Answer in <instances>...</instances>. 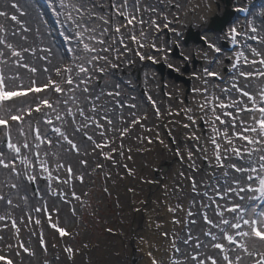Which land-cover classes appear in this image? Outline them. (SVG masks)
Here are the masks:
<instances>
[{"label":"snow or ice","instance_id":"6c2138e0","mask_svg":"<svg viewBox=\"0 0 264 264\" xmlns=\"http://www.w3.org/2000/svg\"><path fill=\"white\" fill-rule=\"evenodd\" d=\"M47 2L48 7L52 8L58 16H64L61 23L65 25V32L61 34L69 43L75 39L76 54L70 63H61L59 66L53 65L49 68L48 65H51L52 61L48 56H37L35 48L15 46L9 43L6 37L0 36V45L3 46L0 48V145H2L0 147V167L8 170L10 175L20 176L21 172L17 167L18 161L23 166V174L30 184H35L38 177L42 176L48 182V190L55 192L52 189V181H59V177L53 176L49 168L50 161L46 157L55 160L57 171L64 169L65 164L60 162L58 153L50 152L47 149L41 152L42 145L54 147L63 141L70 146L69 150H75L79 154L78 145L70 138L67 131V128L71 126L75 133H82L83 137L94 145V152L99 149L105 159L116 163L111 155L112 152L117 151L116 148H111L109 152L103 151L104 148L109 147V139L105 134L109 129H105L103 122L111 126L110 130L119 132L123 138L130 132L132 126L140 124L141 119H147L146 115L140 117L132 112L130 113L132 119L128 121L121 111L117 118L122 126L115 127L112 115L125 106L124 102L117 101L112 108H109L107 104L99 103L101 97L105 95L104 90L101 89L97 93L92 85L94 81L98 83L97 73L105 74L106 66L118 67L109 59L108 55L101 53L115 52L118 54L116 59H119L121 49L115 47L117 41L124 46V51H131L125 44V40L143 49L146 47L144 41L148 38V33L141 28L137 35L136 26L147 23L148 27L155 26L159 31L160 25L154 19L146 22L144 19L138 18L137 14L142 11H156L154 7L147 5L143 0H107L109 11L102 13L93 11L96 8H104V4L95 3L94 0H88L92 5L91 8L87 6L86 0H56L55 3L54 0H47ZM10 7L18 9L16 3H12ZM238 11L246 10L240 8ZM23 14L21 12V15ZM8 16L7 11H0V17ZM121 17L123 20L120 19ZM10 19L20 24L24 32L29 31L21 24L16 15H11ZM97 21L100 23L97 24ZM164 27L167 28L168 25L164 24ZM4 31L6 29L0 25V32ZM257 31L256 27H251L252 33ZM110 32L115 35L110 36ZM230 33L233 45L240 43L238 37L244 36L247 40L257 41L262 48L253 47L245 41L244 47L249 49L250 56L242 50L235 53L232 58L229 86L220 88L221 95H205L204 102L197 105L199 111L204 112L208 117L205 122L211 132L206 134V145H211V155L208 154L207 146L200 147L198 151L204 153V159L213 168V172L206 175L209 180H215V184L205 183L203 177L200 181L193 177L191 178V187L192 191L197 194H199L200 184H204L206 189L211 188V194L207 190L203 193V196L207 198V203L201 205V208L206 209L202 215V222L207 230L203 231V235L210 237L211 248L218 251L216 255L202 254L198 250L201 247H207V245H203L199 237L189 233L183 242L188 244L189 241H195L193 248L195 254L190 256L191 261L195 264H207L209 261L210 264H242L245 257L250 259L251 264H264V70L255 68L257 64L264 65V37L257 40L256 35L240 33L236 28H232ZM17 34V32L12 33L13 36ZM21 38L27 39L24 36ZM201 40L214 53L222 51L215 42L210 41L206 36L201 37ZM81 45L82 47H80ZM150 47L156 48V44L152 43ZM68 51L72 52L74 49L69 48ZM25 53H31L35 59L45 60L47 63L38 68L35 59L29 61ZM136 55L141 60L145 59V56L139 51L136 52ZM256 57H260V59L257 60ZM147 58L153 59L152 56ZM187 58L185 56V59ZM100 61H104V65H101ZM215 62V60L212 61V63ZM169 67L172 65L169 64ZM38 72L44 76V82L38 81ZM26 77L27 85L24 83ZM205 77L224 80L222 74L219 71H214L211 66L205 67L202 74L197 76V79H201L205 85H208L210 81ZM253 81L258 83L254 86ZM115 87L119 88L120 85L116 84ZM253 87L258 90L253 91ZM78 91L81 96H77ZM192 91L203 94L208 92V88H193ZM233 93L236 95L233 96ZM106 95L115 99L121 93L109 91ZM221 96H226L228 99H222ZM148 100L155 109L156 117L159 118L161 113L156 108V102L152 100L151 96H148ZM70 102L75 106V111L72 107L61 109V105H69ZM128 107L136 108V104L133 103ZM182 111L191 122V125L184 124L183 127L195 126L197 118L189 114L193 110L184 108ZM34 113L43 118L44 127H41L39 120L35 125L32 124L31 118ZM209 113H211L210 116ZM172 114L169 110L168 115ZM175 114L179 115L180 113L176 112ZM54 120L59 124L54 123ZM125 124L128 126H123ZM90 125L94 126L93 135L88 132ZM141 126L143 127V125ZM96 129H103L99 132V136L103 138L102 142H97L94 139ZM30 136L31 139H29ZM188 139L199 142L201 135L193 132ZM120 155H124V153L121 151ZM177 155H181L179 150H177ZM192 157L193 152L189 150L187 159L191 160ZM128 158L131 159V157ZM79 163L86 166L88 162L80 160ZM37 166L40 169L39 172H36ZM96 167L102 168L103 165L97 164ZM193 168L199 171L194 164ZM65 170L68 178H71L73 176L72 166L68 165ZM217 170L220 173L219 176L216 175ZM45 173L46 176L43 175ZM76 178L83 181L82 176ZM63 183H68V179H65ZM10 186L13 189L19 187L17 184ZM72 195L75 196V193L73 192ZM75 198L79 199L78 196ZM4 199L5 197L0 195V200ZM23 199L26 200L27 197L25 196ZM6 203L12 205L13 202L8 199ZM179 207L177 205V208ZM34 210L40 212L41 208L37 207ZM175 210L169 209V211ZM188 215L194 216L195 213L188 211ZM6 218L11 217L0 215V221ZM48 222L61 237L68 235L65 229L51 217L48 218ZM35 223L40 224V221L36 220ZM191 223L195 225L197 222L193 219ZM11 226L16 229L18 236L20 229L16 227L15 220H12ZM3 239L4 237L0 236V240ZM40 243L44 244L42 236ZM7 247L11 248L12 245L8 244ZM19 247L28 255L35 254L23 243H20ZM65 251L69 253V259H71L73 249L69 247ZM176 251L179 249L177 248ZM19 254L17 252V255ZM0 261H4V264H13V260L3 255H0ZM152 264H158L155 258L152 259ZM174 264H180V262L175 261Z\"/></svg>","mask_w":264,"mask_h":264},{"label":"bare ground","instance_id":"6f19581e","mask_svg":"<svg viewBox=\"0 0 264 264\" xmlns=\"http://www.w3.org/2000/svg\"><path fill=\"white\" fill-rule=\"evenodd\" d=\"M45 1V4H47V0ZM213 0H185V3H187L186 11H198V16L195 15L194 17L189 16L186 17L183 15H180L176 18V25L175 27L178 29L177 31H174V35L178 32H181L183 30V25H180V22L183 24L185 21L190 20L193 23L200 22L205 19L207 15L212 13L214 11L213 6ZM47 2V3H46ZM98 2V0H96ZM212 2V3H211ZM12 3H16L18 5V9H13L10 7ZM206 3V4H205ZM235 4H231L235 7L236 10L239 8L245 7L247 3L249 4L250 1H246L244 3L241 0H235ZM86 4L89 8H91V3L86 1ZM104 11L102 9V12L109 11L107 7V0H104ZM48 5V4H47ZM0 11H7L9 13L8 17H0V25H3L6 31L0 32V36L6 37L7 41L9 43L14 44L18 47H30L35 48L36 55L37 56H48V58L52 61L51 65H48L49 68H51L53 65L58 66L57 57L55 55V51L49 49L48 47V40L46 37H44L42 31L38 28V17L37 13L35 11H32L30 7L26 4H24L23 0H0ZM51 12L52 19L54 23L56 24V27H53V29H56L55 33L58 32L59 35H61L63 38L64 36L61 34L60 31H62V28L64 26L63 23H61L64 20V16L58 17L56 12L53 11L52 8H49L48 10ZM96 13L98 12L96 9L93 10ZM21 12L24 14L21 15ZM252 10L249 11V13L246 16L247 24L246 30L244 33H247V35H256L257 40H259L261 36L258 32L252 33L251 30H247L251 28L253 25H250V17H251ZM151 13L149 12H141V18L147 19L146 22L150 20H157L158 17L152 18ZM155 15H157V12H154ZM11 15H16L18 20L21 21V24L24 25L29 31L24 32L21 29V25L17 24L15 21H12L10 19ZM172 13L170 10L165 9V13L163 14V17L158 19L157 24L160 25V31L164 27V24H169V22L172 20ZM236 21V19H235ZM100 22L97 21V24ZM234 23V21H233ZM227 26V29L225 31L226 34H228L229 26ZM143 28L145 32L148 33V40L151 39L149 43L146 44V47L143 49H140L136 44L125 40V44L128 45V47L131 49V51H128L131 56H127V54L124 51V46L120 45L117 41V47L121 49V54H119L120 58L117 59V72L121 68V66L125 65L126 62H129V60H133L136 64H142L144 67L146 66V71L141 70L140 75L142 76V79L140 82H137L135 84V89L140 88L142 89V96L135 93L136 98H141L142 102L145 104L143 105L144 108L140 105H138L137 113H139L138 116L143 117L147 116V119H141L140 124H137L135 126L131 127V130L128 134H126L123 138H121L119 132H117V142L120 145H123L124 155H120L117 159V162L120 166L124 167L127 165L129 168H131V172L134 173L135 176L140 178L139 186L142 187L141 192H143V189L148 186L149 188L147 190H152L154 185V180L150 177V172L153 170L152 167H154L155 164L158 162H161L163 160H168L169 167L166 168V170L161 174V180L158 186L159 192H155L152 199L150 200V206L151 209L148 211L150 217L148 218V222L150 224V230L142 234L143 243L141 242L140 248H141V254L142 258L140 260V264H152V259L155 258L158 264H167L169 260L167 257L172 254L173 255V261L172 264H174L175 261H179V257L182 255V260L180 261V264H195V262H192L190 259V256L192 254H195L193 251L194 243L195 241H189L187 250L182 252L181 246L183 245L184 239L187 238L189 233H191L193 236L199 237V240L202 242L203 245H207V247H201L198 251L202 254H212L216 255V252L218 250H214L210 246V237H205L203 235V231H206V227L203 225L202 222V215L203 212L206 211V209L201 208L202 203H207V198L203 196L204 191H208L209 194H211V188H205V186H201V190L199 191V194H194L192 197L186 195L185 197H182V199H175V192L178 194V191H186L187 193L190 192L191 182L188 180V173H192L189 170V166H193V164L196 166L198 159L204 158V153L202 152H193V157L191 160L187 159V153L189 150V146L181 145V142L176 147V154L177 150L181 153L179 157L178 162L172 163L173 155L168 154V143L165 140V136L162 135L161 129H167V132L174 137H178L179 140L181 139H187L188 137L195 132L197 135H201V146H207L209 148V155H211V145H206V134L210 133V131L207 130L208 125L205 122L208 117L205 116L204 112L199 111L197 105L204 102V96L205 95H221L219 94V88L221 86L228 87L230 84V75L232 72L231 69V58L232 53L237 52L238 49H235L234 51L228 53L224 49V58H229L227 61V71L225 73H221L224 77V80H218L221 81L220 84L217 82H212L211 78L205 77V79H208L210 83L208 85H205L201 79H197V76L202 74L203 69L205 67H208L211 64V59L214 57V52L210 53L207 52L206 60L204 61V65L199 67V71L194 72V77L192 81V88H200L203 89L205 87L208 88L207 93L198 94L191 91L189 94V102L186 105H183L180 102V97L182 93V87L179 84H173L172 82H166L167 86V94L168 96L160 100L159 96L156 93V80L155 75H153L154 80L153 82H149V75H148V69L154 66L156 63L164 62L166 65L171 64L174 68H178L180 65L179 61L172 60L169 58L168 50L170 48V43L164 44L162 42L161 36L158 35V31L156 30L155 26L148 27L147 23L144 25H137L136 26V34L139 35L140 29ZM169 28V26H168ZM234 28V27H233ZM238 32L241 33L239 28H236ZM122 31H124L122 29ZM17 32L18 34L13 36L12 33ZM162 32V31H161ZM223 31H221V34L219 36L220 46L224 48V45H222V39H224ZM115 35L113 32H111L110 36ZM24 36L27 39H22L21 37ZM177 35L174 37V40H177ZM244 36L238 38V40L241 43V50L243 51L244 43H245ZM147 40V41H148ZM65 41V39H64ZM152 43L156 44V48L150 47ZM239 46V43H238ZM3 46L0 45V48ZM99 47V46H98ZM253 47H257L258 49H261L262 46L257 43V41L254 42ZM195 48V46H194ZM159 49V50H158ZM198 49V48H197ZM50 50V51H45ZM199 50V49H198ZM7 53V50H5ZM139 51L142 55L145 56V59L141 60L139 56L136 55V52ZM245 52V49H244ZM76 54L71 52V55L74 56ZM102 55H108L109 59L114 62L115 57H113V54L111 52L109 53H101ZM223 54V53H222ZM118 55V54H117ZM249 55V54H248ZM25 56L28 57L29 61H33L35 58L32 57L31 53H25ZM152 56L153 59L149 60L147 57ZM197 56H200V53L197 54ZM257 60L260 59V57H256ZM220 60V58H219ZM218 60V62H219ZM148 61L151 66L145 64V62ZM214 64L211 68L214 71H219V65L220 63ZM35 63L37 67L44 66L47 61L45 60H39L35 59ZM101 65H104V61L99 62ZM256 69L264 70V65L257 64L255 66ZM139 73V72H138ZM53 72V76H54ZM123 75L122 80H118V83L120 87L117 91L121 92V88L125 86ZM38 80H43L44 76L37 73ZM24 83L28 84L27 77L24 80ZM253 85L255 86L258 82L253 81ZM129 85L134 86V84L129 83ZM253 91H257L258 88L253 87ZM105 95L101 97L100 102H104L109 105V102L111 101L112 97H108L106 95V92H104ZM174 95L177 96V98H174ZM236 95V94H235ZM121 96V95H120ZM148 96L152 97V100L156 102V108L159 109L161 115L159 118L155 115V109L153 108L152 103L148 100ZM122 97V96H121ZM104 98V100H103ZM138 98V100H139ZM222 99L227 100L228 97L221 96ZM133 100V99H131ZM140 101V100H139ZM99 102V103H100ZM66 107H72L75 111V106L69 103V105H61V109H64ZM184 108H191L193 111L189 113L190 115H193L194 118H197V123L195 126H190L188 128H184V124L191 125V122L187 119V115L182 111ZM169 110L173 113L172 115H168ZM136 111V110H135ZM179 112V115H176L175 113ZM35 114V113H34ZM63 114V111H62ZM111 114V113H110ZM123 115L126 120L130 121L129 115L123 111ZM211 113H209V116ZM39 118L36 116H33L31 118V122L33 125L36 124V121ZM54 119V114H53ZM55 121V120H54ZM57 124L59 122L55 121ZM105 124V129H109L106 131V136L109 139V144L111 145L113 143V131L110 130L111 126H108L106 122H103ZM143 125V127L141 126ZM121 122L118 119V127H121ZM123 126H128L127 124ZM94 128V126H92ZM68 134L71 139L74 140V142L79 147V154L75 150H69V145H64L63 142H60L59 144L53 146H41V152L44 150H48L50 152H56L59 154L60 162L65 164L64 169L56 170V163L55 160L51 157H46L49 159V168L53 173V176L59 177V181L53 180L52 181V189L55 190L44 191L42 193L41 200L38 202L32 201V210L30 215L26 213L24 208L25 200L23 197H25L27 193L26 188V182L23 181L21 183H15L19 185L17 189H13L12 193L10 195H6L7 188L12 184L11 177H9L8 170L3 169L0 167V195L4 196V200H0V205H3L6 208V218L3 221H0V236H3L4 239L0 240V255H3L11 260H13V264H22L28 255L19 247L20 243H23L25 247L29 248L32 252L33 249L31 248L34 241L37 242V231L43 226L45 223L46 225L42 227V231L45 228L44 232V244L49 246L53 245L56 246V238L53 232H56L55 229H53L48 222V218L51 217L53 221L58 222L61 219L60 214L55 212V199L54 195H59L61 198L66 197L68 193L72 191H78L81 188L82 182L79 181L76 177L81 175V170L84 168L85 165H82L79 163L80 160L87 161L89 154L91 153V142H86L81 139L79 136V133H75L73 130V127L69 126L67 128ZM103 131V129H96L94 134V139L97 140V142H102L103 138L99 136V132ZM203 133V135H202ZM93 135V133H92ZM130 137L133 138V140L129 139ZM31 139V136L29 137ZM151 141V143H149ZM130 150V151H129ZM24 151V150H22ZM87 153V154H85ZM175 151H173V154ZM128 157H131L129 159ZM34 159V157H32ZM208 162V161H207ZM209 163V162H208ZM68 165H71L73 168V176L71 178H68V174L66 172V167ZM17 167H23L19 164L17 161ZM40 169L37 166L36 172H39ZM194 172V171H193ZM219 172V171H218ZM217 174H220L218 173ZM183 173V175H181ZM216 174V175H217ZM46 176L47 174H43ZM119 176V174H118ZM204 178L205 183L214 185L215 180H209L207 175L200 174L199 178ZM120 180H123L124 176L122 172L120 173ZM65 179H68V183H63ZM43 184H48V182H45ZM48 188V187H47ZM135 191V190H134ZM6 195V196H5ZM8 199L12 200V205H8L6 201ZM18 205V206H17ZM177 205L180 207L177 208ZM41 208L40 212H36L35 208ZM176 209L175 211H169V209ZM188 211H192L195 213L194 216H189ZM65 213V210L63 211ZM63 214V213H62ZM209 215L211 216V212L209 211ZM31 218V219H29ZM195 219L196 224L194 225V229L190 230V226L193 224L191 221ZM12 220L16 221V227L20 229V232L17 236L16 229L13 228ZM39 220L40 224H36L35 221ZM23 221V222H21ZM179 221V222H176ZM7 225V227H5ZM61 225V224H60ZM218 231V230H214ZM167 233V235H165ZM35 234V237H34ZM56 235L58 232L55 233ZM67 239V235L65 237ZM209 241L208 244L206 242ZM57 242V241H56ZM8 244H11L12 247H7ZM182 244V245H181ZM176 247H178L179 251H176ZM17 252L20 254L17 255ZM149 253H151V256H149ZM32 256V255H30ZM202 258V257H201ZM24 259V260H23ZM23 261V262H22ZM244 264H251V261L249 258L245 257L243 259ZM0 264H4V261H0ZM207 264H210V261L207 262Z\"/></svg>","mask_w":264,"mask_h":264},{"label":"rangeland","instance_id":"374dc122","mask_svg":"<svg viewBox=\"0 0 264 264\" xmlns=\"http://www.w3.org/2000/svg\"><path fill=\"white\" fill-rule=\"evenodd\" d=\"M86 1L88 2V0ZM23 2L24 4L28 5L32 11H35L37 13L38 28L40 31H42L44 37L47 38L49 49L55 51L58 66L61 63H70L73 56L71 55V52L68 51V49L72 48L74 49L72 53L76 52L75 39H73L72 42L69 43L66 40L64 41V38L59 35L58 32L55 33V31L57 30L53 29V27H56V25L54 22V25H51L49 19H51L52 21L53 19L50 14L46 12L47 9L42 0H23ZM55 2L56 0H54V3ZM94 2L103 4L104 0H98V2L94 0ZM143 2L156 9L155 12H157V15H155L154 12H149L151 13L150 15L152 18L158 17L156 22H158V19L160 17L162 18L161 15L165 13V9L171 11L173 15L172 19L174 18L175 22L176 18L180 15L184 14V16L186 17L185 20H187L188 15L194 17L198 14V11H186L187 3H185V0H143ZM212 2L214 11L207 15L205 19L203 18V20L196 23H193L190 20L185 21L183 24L180 22V25H183V30H181V32L183 33L177 32L174 35L173 32L177 31L178 29L174 25L172 26V23L171 26L169 25V28L172 32V35H169V58L171 59V61H179L180 65L178 66L177 70L173 66L169 67V65H166L164 62L163 63L166 68L173 69L175 73L187 79L188 86L184 81L175 80L174 78H168L165 74L163 79L161 80L160 75L156 71L155 67H149L147 68L149 71V82H153V75H155L156 93L159 96L160 100H163L168 96V88L166 86V82H172L173 84L181 85L182 93L180 102L183 105H186L189 102L188 96L193 89L192 81L194 72H198L200 69L199 67L204 65V61L206 60L205 58L207 57V52L209 51L210 53H212V50L208 49L206 45L202 46L190 43L189 45L185 46L182 44V39L188 27H191L193 31H199L200 35H203V37L206 36L210 41L215 42L216 45L220 47V32H208L207 26L214 14H222L225 5L220 0H213ZM250 2H254V5L251 7L252 12L250 17V25L256 27L258 30L257 32L261 36H264V0H250ZM177 5L179 6L177 7ZM104 9L105 8H103V11ZM96 10L100 13L102 11L101 8H96ZM129 11L131 12L132 9L130 8ZM137 16L141 17L140 13H138ZM58 17L60 18L62 17V15ZM142 19H144L145 21L147 20L145 18ZM235 22L239 23V20ZM243 24V28L241 29L243 32L241 31V33H244V31L246 30L245 25L247 24V21L243 22ZM247 30L250 31L251 28ZM60 32H65V25ZM160 33L161 34L158 33V35L161 36L162 42L166 44L164 41L165 37H163V33ZM110 34L111 32L109 33V35ZM176 35L177 40H174L173 38L176 37ZM147 40L148 38L145 40V43H149L151 41V39H149L148 41ZM245 41L247 44L252 46L255 42L253 40H247L246 38ZM109 43H111V41H109ZM174 45L178 47V52L181 57H174L172 55ZM80 47H82V45ZM115 47H117V44L115 45ZM241 48L242 46H240V51ZM244 49L245 54H249L250 56L249 49L244 47L243 51ZM111 53L113 54V57H115V61L113 63L117 64V53ZM199 53L200 56H197V54ZM123 54L131 56L128 51H125V53ZM185 56H187L188 58L185 59ZM194 60L195 63H193ZM213 60H215L216 62L212 63ZM217 62L220 63L219 72L225 73L228 64L225 61L223 49L220 53H216V55H214V57L211 59V62L209 63L212 67L214 64L216 65ZM145 64L151 66L148 61H146ZM185 67H188L187 71L184 70ZM141 70L146 71V66L144 67L142 64L139 65L136 64L133 60H129V62H126L125 65L121 66L118 72L117 68L106 66L105 74L101 75L97 73V76L99 77L98 83L97 81H94L92 85L95 87V91L97 93H99L101 89H103L106 93L109 91L115 93L118 90L115 85L118 83V80H122L123 75H125V86L121 88L120 92L122 97H115V99H113L112 97L110 101L111 103H109L108 105L109 108H112L113 106H115L117 101H123L125 104L123 108L118 109L116 114L112 115L115 127H118L117 117L119 112L125 111V113L129 115V118L132 119L130 113L135 112L137 116L139 115V113H137L138 105L144 108L143 105L145 104L142 102V99L138 97L140 100L139 101L138 98L135 97V93L142 96V90L135 89V84L137 82H140L142 79V74L140 75ZM137 76H139V79L137 78ZM53 78H56L55 75L53 76ZM211 80L214 83L217 82L220 84L221 82L215 78H211ZM38 81L44 82V79ZM129 83L134 84V86L129 85ZM220 88L218 91L219 94H221ZM77 96H81V93L79 91L77 92ZM233 96H235V93H233ZM174 98H177V96L174 95ZM100 103L105 104L102 101ZM133 103L136 104V108L128 107V105H131ZM33 116L38 117L41 127H44L43 118L36 113L33 114ZM54 123L56 122L54 121ZM88 132L90 135H92L93 127L91 125L88 129ZM113 133V143L111 145L109 144V147L104 148L103 151L109 152L111 148H116L117 151L111 153L116 163H113L112 160L105 159L103 155L100 154L99 149L94 152V145L91 144L92 149L87 158L88 163L81 170L82 172L80 176L83 177L81 188L78 191H72L68 193L66 197L61 198L59 195H54V210L61 216L59 226L63 227L68 233L67 239H65L66 235L63 236L62 239H57L55 234L56 232H53L57 241H55L56 246H47L45 244L41 245V236L42 238H44L45 232V228L42 231V227L46 225L44 223L36 233L37 242L34 241L31 246L35 254L32 256L27 255L26 258H24L25 261H22V264H140V260L142 258V251L140 248V244L143 241L142 234L150 230V224L148 222V218L150 217L148 211L151 209L150 200L152 199L155 192H159L158 186L161 180V174L166 170V168L169 167V162L168 160H163L152 167L153 170L150 172V177L154 180L153 188L150 191L147 190L149 187L146 186V188L143 189V192H141L142 187L139 186V184H141L140 178L135 176L134 173L131 172V168H133V166L131 168L127 166L124 169V167L120 166L117 162V159L120 156V152H123L124 147H121V145L117 142V132L113 131ZM160 133L165 136V140L168 143V154L173 155L174 159H172V163L179 161V157L176 154V147L180 142L182 146L187 144L191 151L199 152L198 149L201 146V139L199 140V142L191 139L179 140L178 137H174L167 132V129L163 128L161 129ZM79 136L82 140L89 142L83 137L82 133H79ZM129 139L133 140L132 137H130ZM63 144L67 145L65 142H63ZM0 147H2V145H0ZM173 151H175L174 154ZM97 164H102L103 167L97 168ZM188 168L192 172L188 173V180L190 182L191 178L193 177L197 181H200V174L206 175L213 172V168L209 166V163L204 158L198 159L196 168H198L199 171H196L193 166H189ZM18 170H20L21 172L20 176L9 174V177H11L12 184L21 183L23 181L26 182L27 193L25 196L27 197V199H24L25 202L23 203L25 205L24 208L27 215H30L31 210L33 209L32 201L38 202L39 200H41L42 193L44 191H47L48 189L47 185L43 184L47 181L41 176L38 177L35 184H30L27 180V177L23 174V167H18ZM121 172L124 176L123 180H120ZM219 175L220 174H217V176ZM79 181L81 180L79 179ZM201 186L203 187L204 184L199 185L198 191L201 190ZM12 191L13 188L9 186L6 191V195H10ZM73 192L75 193V196L72 195ZM194 194L196 193H194L190 189V192L188 193L186 191H178V194H176L175 192L174 196L175 199H182V197H185L186 195L192 197ZM76 196H78L79 199H76ZM64 210L65 213L63 212ZM0 215H6V208L3 205H0ZM189 228L190 230H192L195 227L194 225H191ZM208 243L209 241L206 242V244ZM187 246L188 244H185L183 242V245L181 246L182 252L188 251ZM69 247L73 249L71 259H69V253L65 251V249ZM181 260L182 255L179 257V262ZM242 264H244V261H242Z\"/></svg>","mask_w":264,"mask_h":264},{"label":"water","instance_id":"95a60500","mask_svg":"<svg viewBox=\"0 0 264 264\" xmlns=\"http://www.w3.org/2000/svg\"><path fill=\"white\" fill-rule=\"evenodd\" d=\"M220 1L223 2L225 5L224 10H223L221 15L215 14L211 18V20L207 26V31H212V32L222 31L223 29L226 28L227 24L229 22H231L232 18L235 16V11H233L232 9L229 8V0H220ZM189 39H193L195 42H200V43L204 44L202 42L201 38L199 37L198 32H193L190 30L187 33L185 42H188ZM222 45H224V47L227 46V44L224 42L222 43ZM193 63H195V61H193ZM155 67H156L161 79L164 77V74L166 71V73L169 77H174L175 79L183 80L186 85L188 84L187 80L183 79L178 74L174 73L172 71V69L165 70V66L163 63H158ZM184 70L187 71L188 67H185Z\"/></svg>","mask_w":264,"mask_h":264}]
</instances>
